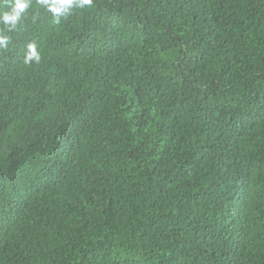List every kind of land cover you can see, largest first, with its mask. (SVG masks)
Listing matches in <instances>:
<instances>
[{
	"label": "trees",
	"instance_id": "1",
	"mask_svg": "<svg viewBox=\"0 0 264 264\" xmlns=\"http://www.w3.org/2000/svg\"><path fill=\"white\" fill-rule=\"evenodd\" d=\"M4 34L0 264H264V0H33Z\"/></svg>",
	"mask_w": 264,
	"mask_h": 264
},
{
	"label": "clouds",
	"instance_id": "2",
	"mask_svg": "<svg viewBox=\"0 0 264 264\" xmlns=\"http://www.w3.org/2000/svg\"><path fill=\"white\" fill-rule=\"evenodd\" d=\"M36 4L51 14L53 22L60 24L67 19L75 10H85L94 7V0H36ZM33 0H5L4 9L0 10V49L7 50L10 37L5 32H13L17 29L20 21L26 16L32 7ZM41 53L35 43L27 45L23 63L27 66L40 64Z\"/></svg>",
	"mask_w": 264,
	"mask_h": 264
}]
</instances>
